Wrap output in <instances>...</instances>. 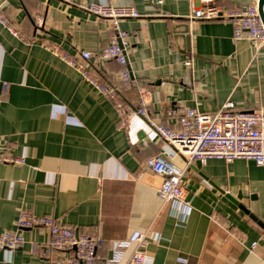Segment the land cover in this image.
<instances>
[{"label": "crops", "instance_id": "1", "mask_svg": "<svg viewBox=\"0 0 264 264\" xmlns=\"http://www.w3.org/2000/svg\"><path fill=\"white\" fill-rule=\"evenodd\" d=\"M93 1L140 16L119 22L132 80L120 92L133 111L143 103L147 112L127 126L47 49L74 56L108 45L114 31L86 11ZM252 3L258 0H0L16 32L0 25V153L24 160L0 163V234L12 230L24 239L15 251H0V264H55V255L40 256L46 230L17 229L22 210L98 238V264L116 245L124 251L114 264H127L134 234L148 238L146 264H264V230L239 208L264 224V168L244 160L188 165L147 124L177 130L165 114L169 106L202 114L227 103L234 111L264 108V47L235 40L227 19H190L192 10L232 13ZM86 65L100 83L118 85L114 60ZM162 153L183 171L192 209L182 222L158 196L163 178L146 166Z\"/></svg>", "mask_w": 264, "mask_h": 264}, {"label": "built area", "instance_id": "2", "mask_svg": "<svg viewBox=\"0 0 264 264\" xmlns=\"http://www.w3.org/2000/svg\"><path fill=\"white\" fill-rule=\"evenodd\" d=\"M86 11L97 18L109 20L114 31L108 45L92 54L80 52L68 56L58 52L56 48H47L58 56L71 68L75 69L99 94L107 99L124 126L134 116L146 117L144 104L132 110L125 104L120 90L129 88L132 84L128 69L127 51L130 46L125 31L119 28V22L125 19L140 18L132 7H115L90 2ZM191 20H229L233 26L235 40L246 39L254 48L264 47V26L259 17L258 4L252 3L236 12L227 13L216 6L192 10ZM0 25L12 35L16 32L9 25L0 7ZM114 60L121 70L116 78L117 84L100 83L87 68V63H101ZM189 65V62L186 63ZM232 103H227L223 109L202 114L194 108L182 105L169 106L165 110L167 118L175 121L179 128L172 130L147 120V124L155 135L171 146L174 152L186 159L188 165L217 159L229 164L235 160L253 161L256 166L264 168V108L244 112L234 111ZM172 154L162 153L150 158L146 162L147 168L155 175L161 176L163 182L158 189V196L164 204L176 212L177 220L181 222L189 215L191 204L184 200L183 171L171 163ZM23 158L0 153V163L19 165ZM17 229L41 228L48 232L49 241L42 247L41 258L50 261L56 256L55 264H98L96 250L99 239L77 234L72 228L60 225L49 216H35L22 210L16 220ZM157 238H155V241ZM154 240V239H153ZM130 242L136 248L127 264H146L145 248L148 238L144 234H134ZM24 243L23 237L16 231L7 230L0 234V251H15ZM255 247L252 244L251 249ZM123 246L116 245L112 250V257L104 264H114L123 253Z\"/></svg>", "mask_w": 264, "mask_h": 264}, {"label": "water", "instance_id": "3", "mask_svg": "<svg viewBox=\"0 0 264 264\" xmlns=\"http://www.w3.org/2000/svg\"><path fill=\"white\" fill-rule=\"evenodd\" d=\"M258 13H259V17L262 21V24L264 26V0H258ZM195 166L199 167L200 162H195ZM239 208L245 214L249 215L252 220L257 222V224L264 230V224L262 222L258 221L253 215L249 214V211H247L243 206L239 205Z\"/></svg>", "mask_w": 264, "mask_h": 264}]
</instances>
